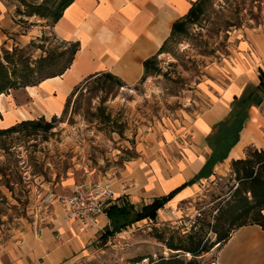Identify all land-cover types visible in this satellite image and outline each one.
I'll use <instances>...</instances> for the list:
<instances>
[{
	"label": "rangeland",
	"instance_id": "1",
	"mask_svg": "<svg viewBox=\"0 0 264 264\" xmlns=\"http://www.w3.org/2000/svg\"><path fill=\"white\" fill-rule=\"evenodd\" d=\"M6 1L19 32L3 29L14 44L0 40L1 56L4 49L25 48L34 62L70 47L56 37L52 21L28 17L27 7L18 0ZM198 6L197 17L183 21L184 29L154 58L139 84L120 87L101 80L75 88L64 114L46 119L54 125L50 132L0 136V259L53 221L62 209L58 197L74 186H65L68 179L75 184L86 180L113 184L144 151L167 144L164 135L175 145H191L195 117L220 99L206 84L227 78L226 61L236 49L235 36L262 21L264 0H201ZM20 35L39 37L23 45ZM68 57L69 53L51 70L58 72ZM237 186L231 166L201 183L192 198L166 207L168 202L156 220L129 227L76 264H134L144 258L139 264H152L172 255L187 262L194 258L185 251L173 252L169 242L190 246L195 241L215 249L216 229L226 231L240 223L223 219L216 225L219 209L229 210Z\"/></svg>",
	"mask_w": 264,
	"mask_h": 264
},
{
	"label": "crops",
	"instance_id": "2",
	"mask_svg": "<svg viewBox=\"0 0 264 264\" xmlns=\"http://www.w3.org/2000/svg\"><path fill=\"white\" fill-rule=\"evenodd\" d=\"M200 1L75 0L53 29L60 41L79 44L72 66L61 76L2 94L0 130L23 121L61 117L74 89L93 75L110 73L128 86L139 84L146 75L145 63L161 53L174 36V25L183 22ZM10 11L7 1L0 0L4 45L14 40L3 29L19 32ZM38 37L20 35L19 41L27 45ZM235 37L236 49L226 61L227 78L202 84L220 99L195 117L191 145H175L164 135L167 144L144 151L113 183L116 196L136 210L174 192L166 207L186 201L201 183L228 171L234 160L246 158L249 148L264 149V12L255 28L241 30ZM73 184L68 179L65 186ZM110 224L105 214L94 228L85 230L67 221L61 209L52 222L0 259V264H76L99 252ZM202 260V264H264V229L240 227Z\"/></svg>",
	"mask_w": 264,
	"mask_h": 264
},
{
	"label": "trees",
	"instance_id": "3",
	"mask_svg": "<svg viewBox=\"0 0 264 264\" xmlns=\"http://www.w3.org/2000/svg\"><path fill=\"white\" fill-rule=\"evenodd\" d=\"M18 1L27 7L26 16H39L42 19L52 21L55 25L62 18L64 11L75 0H44L42 4L29 3L27 0ZM198 5L191 10L188 15L189 18L197 17ZM183 27V22L176 23L174 25V34L184 29ZM69 45L70 47L60 54H49L45 57H40L34 62L26 54L25 48L15 47L12 51L4 49L3 55L1 56L0 54V96L2 94L7 95L12 90L36 86L46 79L63 75L72 66L75 56L79 51V44L72 43ZM67 53H69V57L60 67V70L56 73L53 72L51 69L57 68ZM153 61L154 59H151L145 63L146 74L149 72ZM261 79L262 85H264V74L261 75ZM101 80L112 81L120 87H124L121 79L110 73H105L90 76L77 86L76 90H80L94 81ZM53 128L54 125L51 122H47L45 118H40L38 120L23 121L11 128L0 130V136L24 131H32V134H36L37 132L48 133ZM249 149L246 158L234 160L231 164L238 186L233 192L231 202L229 201V210L226 211L220 208L218 211L219 216L216 219V225L218 226L221 225L223 219H232L234 222L240 221V223L235 226L236 228L230 230L222 231L216 229L217 247L225 243L230 238L231 233L240 227L259 225L264 229V149ZM175 193L156 199L152 204L143 207L140 211L136 210L128 202H125L124 205H111L106 210V215L111 224L104 235H102L101 240L106 244L110 238L126 231L136 223L144 220H156L158 211L173 199ZM168 248L173 252H188L194 258L187 262L178 255H172L169 258L161 257L158 262H152V264H202V258L213 250L214 245L207 247L202 246L201 242L192 241L190 246H183L169 242ZM145 259H139L134 264H139Z\"/></svg>",
	"mask_w": 264,
	"mask_h": 264
},
{
	"label": "built area",
	"instance_id": "4",
	"mask_svg": "<svg viewBox=\"0 0 264 264\" xmlns=\"http://www.w3.org/2000/svg\"><path fill=\"white\" fill-rule=\"evenodd\" d=\"M57 202L67 221L76 222L87 230L96 226L99 217L105 215L111 205H124L126 201L116 196L110 181L86 180L75 184L67 194L59 196Z\"/></svg>",
	"mask_w": 264,
	"mask_h": 264
}]
</instances>
